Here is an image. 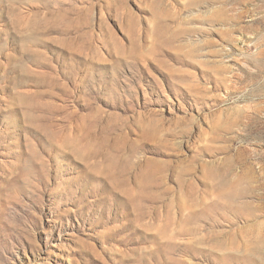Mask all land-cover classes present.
Returning <instances> with one entry per match:
<instances>
[{
	"label": "rangeland",
	"instance_id": "rangeland-1",
	"mask_svg": "<svg viewBox=\"0 0 264 264\" xmlns=\"http://www.w3.org/2000/svg\"><path fill=\"white\" fill-rule=\"evenodd\" d=\"M0 264H264V0H0Z\"/></svg>",
	"mask_w": 264,
	"mask_h": 264
}]
</instances>
